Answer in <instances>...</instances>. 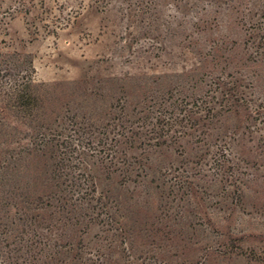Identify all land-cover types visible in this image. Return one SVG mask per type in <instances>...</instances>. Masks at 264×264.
I'll return each mask as SVG.
<instances>
[{
    "label": "rangeland",
    "instance_id": "obj_1",
    "mask_svg": "<svg viewBox=\"0 0 264 264\" xmlns=\"http://www.w3.org/2000/svg\"><path fill=\"white\" fill-rule=\"evenodd\" d=\"M197 18L208 34H187ZM198 35L211 37L205 51L216 45L252 63L249 46L264 52V0H0V47L13 42L33 59L35 83L60 82L75 100L83 99L84 87L105 82L112 89L113 79L127 74L194 67L200 55L191 37ZM227 58L219 67L233 71L228 79L241 76ZM261 69L264 76V61ZM242 78L241 89L252 99L244 115L227 114L225 120L229 130L239 125L238 137L247 138L232 151L226 145L230 159L222 167L213 160L220 140L206 152L176 155L167 169L150 171L132 213L125 198L129 190L118 183V223L77 224L72 237L65 232L60 238L54 263L264 264V113L256 112L264 111V79ZM163 204L172 206L163 210Z\"/></svg>",
    "mask_w": 264,
    "mask_h": 264
},
{
    "label": "trees",
    "instance_id": "obj_2",
    "mask_svg": "<svg viewBox=\"0 0 264 264\" xmlns=\"http://www.w3.org/2000/svg\"><path fill=\"white\" fill-rule=\"evenodd\" d=\"M183 22L178 25L183 27ZM189 25V35L209 32L198 18ZM210 38L191 37L200 59L188 70L127 74L113 79L112 89L105 82L84 87L81 100L70 99L67 87H58L60 82L35 83L33 59L13 42L4 41L0 47V264H55L60 238L65 232L70 236L77 224L90 225L94 219L110 227L118 223L122 208L115 192L118 183L129 190L125 198L127 212L132 213L144 195L141 188L150 171L167 169L177 161L176 155L206 152L220 140L214 164L222 167L230 159L226 145L232 151L247 136L238 137L239 125L229 130L225 119L227 114L247 111L252 96L241 89L242 77H252V83L264 79V52L249 46L247 59L254 60L247 63L216 45L205 51ZM223 56L240 69L236 72L241 76L228 79L235 74L219 67ZM254 87L256 93H263L259 84ZM256 112L264 113L260 108ZM246 118L249 126L252 115L247 112ZM163 205V210L172 206Z\"/></svg>",
    "mask_w": 264,
    "mask_h": 264
}]
</instances>
